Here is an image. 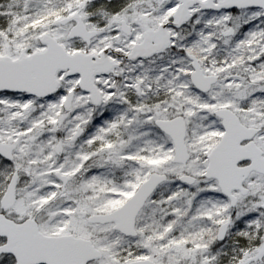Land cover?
<instances>
[{
	"label": "snow or ice",
	"instance_id": "1",
	"mask_svg": "<svg viewBox=\"0 0 264 264\" xmlns=\"http://www.w3.org/2000/svg\"><path fill=\"white\" fill-rule=\"evenodd\" d=\"M0 264H264V0H0Z\"/></svg>",
	"mask_w": 264,
	"mask_h": 264
}]
</instances>
